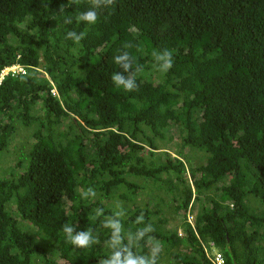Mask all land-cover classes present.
<instances>
[{
	"label": "trees",
	"instance_id": "1",
	"mask_svg": "<svg viewBox=\"0 0 264 264\" xmlns=\"http://www.w3.org/2000/svg\"><path fill=\"white\" fill-rule=\"evenodd\" d=\"M16 64L0 84V264H213V248L264 264V0H0V77ZM136 66L135 90L113 83Z\"/></svg>",
	"mask_w": 264,
	"mask_h": 264
},
{
	"label": "clouds",
	"instance_id": "2",
	"mask_svg": "<svg viewBox=\"0 0 264 264\" xmlns=\"http://www.w3.org/2000/svg\"><path fill=\"white\" fill-rule=\"evenodd\" d=\"M71 2H73V0H71ZM75 2H78V0H75ZM91 2L95 5L97 3V0H91ZM114 2V0H107V4L110 5ZM64 10V7L61 6V11ZM98 18V12L95 10V7H92L90 10L85 11L83 13H81L78 17L77 20L78 21H84L87 22L89 24H93L97 21ZM66 23H70V20H66ZM85 33L81 32L79 34H77L75 31H69L67 33V37L68 39H72L73 41H75L76 43H79L80 40H82L84 38ZM131 47V45L126 44L125 48ZM154 59L156 61H159V70L162 72H167L169 69L172 68L173 66V51L165 49L163 51H154L153 54ZM115 63L120 65L125 72H128L130 69L133 68V60L132 57L130 56L129 52L125 51L120 55H117L115 58ZM136 70L134 72H131L128 76H125L119 72L115 73L112 75V81L113 83L119 88L122 87L125 91H133L135 90L138 85L136 83V79H135V73L141 71V68L139 66L135 67ZM12 69H14L15 71H12ZM19 73H25V67L20 65V64H16L13 65L11 67H8L6 69L3 70L1 77H0V84L3 81V79L8 76V75H17ZM89 191H92V189L90 188ZM192 222V221H190ZM63 231L65 233L68 234V239L70 240V242L74 245H77L79 247H85L88 244V234L87 232H82L79 233L76 236H72L71 232L72 229L65 226ZM207 256L209 257V259L211 260V257L214 256V254L219 253L217 250H215L214 248L212 249V253L209 249H205ZM222 255V254H221ZM212 262V261H211ZM213 263V262H212ZM124 264H137V262L135 260H127L124 262ZM142 264V262H141Z\"/></svg>",
	"mask_w": 264,
	"mask_h": 264
},
{
	"label": "rangeland",
	"instance_id": "3",
	"mask_svg": "<svg viewBox=\"0 0 264 264\" xmlns=\"http://www.w3.org/2000/svg\"><path fill=\"white\" fill-rule=\"evenodd\" d=\"M175 147H172V150H170V153H171V155L172 156H174V157H177L175 154H176V152H175ZM186 153H185V157L187 158V160H186V158H183V160L186 162L187 161V164L190 166V165H194V164H196L197 163V156H199V152L198 151H190L189 149H186V151H185ZM188 167V166H187ZM188 218H189V221H193V218H194V215H192V214H188ZM211 253H212V250H211Z\"/></svg>",
	"mask_w": 264,
	"mask_h": 264
},
{
	"label": "built area",
	"instance_id": "4",
	"mask_svg": "<svg viewBox=\"0 0 264 264\" xmlns=\"http://www.w3.org/2000/svg\"><path fill=\"white\" fill-rule=\"evenodd\" d=\"M12 71H15V70L12 69ZM211 261L213 262V264H225V260L220 253L214 254V256L211 257Z\"/></svg>",
	"mask_w": 264,
	"mask_h": 264
}]
</instances>
